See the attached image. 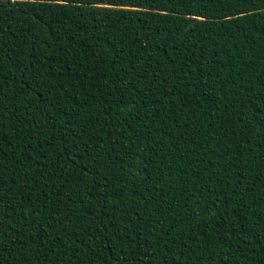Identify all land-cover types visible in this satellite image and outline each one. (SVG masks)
<instances>
[{"label": "trees", "instance_id": "trees-1", "mask_svg": "<svg viewBox=\"0 0 264 264\" xmlns=\"http://www.w3.org/2000/svg\"><path fill=\"white\" fill-rule=\"evenodd\" d=\"M0 0V264H264V0Z\"/></svg>", "mask_w": 264, "mask_h": 264}, {"label": "water", "instance_id": "water-1", "mask_svg": "<svg viewBox=\"0 0 264 264\" xmlns=\"http://www.w3.org/2000/svg\"><path fill=\"white\" fill-rule=\"evenodd\" d=\"M108 1H110V0H104V2H103V3L105 4V3H107Z\"/></svg>", "mask_w": 264, "mask_h": 264}]
</instances>
